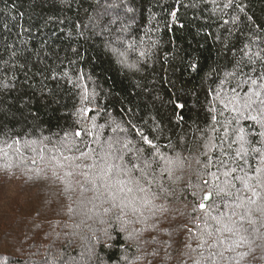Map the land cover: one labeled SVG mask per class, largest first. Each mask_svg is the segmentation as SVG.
Returning <instances> with one entry per match:
<instances>
[{
  "label": "trees",
  "instance_id": "obj_1",
  "mask_svg": "<svg viewBox=\"0 0 264 264\" xmlns=\"http://www.w3.org/2000/svg\"><path fill=\"white\" fill-rule=\"evenodd\" d=\"M262 71L264 0H0V174L20 185L0 200V264H193L189 183L220 135L205 131L214 94ZM142 136L186 158L171 178L157 171L143 215L105 213L51 159L116 140L152 151ZM258 244L227 264H264Z\"/></svg>",
  "mask_w": 264,
  "mask_h": 264
},
{
  "label": "snow or ice",
  "instance_id": "obj_2",
  "mask_svg": "<svg viewBox=\"0 0 264 264\" xmlns=\"http://www.w3.org/2000/svg\"><path fill=\"white\" fill-rule=\"evenodd\" d=\"M227 75L235 77L236 74ZM226 83L222 81L221 91L214 94L211 124L205 129L220 135L208 136L204 144L207 151L200 154L206 160L196 159L200 166L197 182L189 183V187L195 189L192 213H198L189 217L197 230L188 229L189 240L196 237L198 242L195 249L191 243L186 247L193 252L200 249L193 264H227L233 259L225 256L228 252L242 260L248 252L237 250L245 244L251 250L256 240L260 241L257 247L264 248V232L260 231L264 228V71L256 78L249 75L237 80L234 86L225 87ZM241 121L250 122L249 130L241 125ZM254 126L260 131L255 132ZM74 136L80 137L81 132L77 130ZM254 136L260 139H252ZM142 139L152 151L129 148L130 142L121 144L116 140L107 142L106 150L96 151L85 143L86 150L76 147L78 155H62V161L55 156L51 159L55 167L66 169L64 177L78 175L82 178L76 181L81 194L91 192L92 199L109 204L110 207L104 208L105 213L118 209V219L129 213L143 215L145 209L150 211V206L154 207L156 194L151 192V185L159 182L157 171L161 176L166 173L171 178L176 170L184 169L186 158L179 154L174 157L162 155L148 137L142 136ZM216 139L219 143L213 142ZM15 143L19 145L20 141ZM216 149L220 150L218 154ZM72 150L67 148L69 152ZM16 152H20L19 147ZM61 179L66 184L65 191H69L71 182ZM69 211H72L71 207Z\"/></svg>",
  "mask_w": 264,
  "mask_h": 264
},
{
  "label": "rangeland",
  "instance_id": "obj_3",
  "mask_svg": "<svg viewBox=\"0 0 264 264\" xmlns=\"http://www.w3.org/2000/svg\"><path fill=\"white\" fill-rule=\"evenodd\" d=\"M20 188L19 183L14 181L12 178H8L5 174H0V200L6 198L9 194L14 193V191H18ZM44 193L41 196L42 201L48 200V202H51L52 200L55 201L57 196L55 198H52L48 190L44 188Z\"/></svg>",
  "mask_w": 264,
  "mask_h": 264
}]
</instances>
